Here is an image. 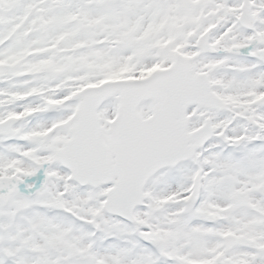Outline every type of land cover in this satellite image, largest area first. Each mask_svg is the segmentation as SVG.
<instances>
[{"label": "snow or ice", "instance_id": "snow-or-ice-1", "mask_svg": "<svg viewBox=\"0 0 264 264\" xmlns=\"http://www.w3.org/2000/svg\"><path fill=\"white\" fill-rule=\"evenodd\" d=\"M0 264H264V0H0Z\"/></svg>", "mask_w": 264, "mask_h": 264}]
</instances>
